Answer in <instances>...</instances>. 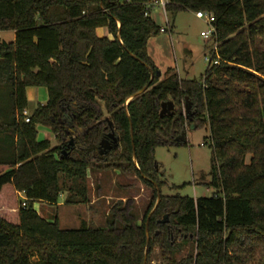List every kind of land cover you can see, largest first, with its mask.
Returning a JSON list of instances; mask_svg holds the SVG:
<instances>
[{"label":"trees","instance_id":"obj_1","mask_svg":"<svg viewBox=\"0 0 264 264\" xmlns=\"http://www.w3.org/2000/svg\"><path fill=\"white\" fill-rule=\"evenodd\" d=\"M152 1L0 0V32L15 35L0 39V264H144L147 230L146 264L156 250L160 264H264V0H170L171 14L215 17L219 63L201 81L157 77ZM32 87L49 99L26 123ZM167 102L174 114L161 117ZM38 126L61 145L39 141ZM190 129L210 133L203 181L214 194L163 196L155 150L187 146ZM111 132L118 147L100 155ZM110 170L151 190L142 220L133 199L115 203L100 228L63 230L35 210L64 193V205L86 203L88 172Z\"/></svg>","mask_w":264,"mask_h":264},{"label":"rangeland","instance_id":"obj_2","mask_svg":"<svg viewBox=\"0 0 264 264\" xmlns=\"http://www.w3.org/2000/svg\"><path fill=\"white\" fill-rule=\"evenodd\" d=\"M155 22L167 33H160L149 40L148 54L156 70L164 79L167 71L179 76L181 80L201 81L209 67L208 58L211 56L214 43L204 39L202 32L207 31L206 24L195 17L194 12L169 13L168 19L172 31L165 24L163 14L157 11ZM99 36L105 34L112 39L108 29H100ZM13 33L0 32V39L8 42ZM27 115L32 117L39 106L47 104L49 99L45 87H32L27 90ZM38 140H48L52 147L61 145L55 135L43 126L37 127ZM210 136L209 131L200 129L187 132L188 145L174 148H156L154 157L160 167V176L164 185L161 188L163 196H181L192 199L212 197L214 191L205 185L204 178L208 177L211 169L212 149L205 140ZM70 141L69 139L67 140ZM11 147V140H7ZM205 145V146H204ZM2 147V146H1ZM4 147V144H3ZM1 153V151H0ZM6 157V153H1ZM65 189L71 185L66 181ZM87 202L79 205L63 206L35 203V210L49 222L58 217L60 228L63 230H77L82 227H106L111 207L123 200L133 199L136 203V215L140 220L144 217L150 202L152 192L133 174H121L117 171H105L93 174L88 172ZM64 199L68 194L64 193ZM63 200V199H61ZM59 200V202L61 201ZM19 197V207H21ZM158 250L152 256V264H160Z\"/></svg>","mask_w":264,"mask_h":264},{"label":"built area","instance_id":"obj_3","mask_svg":"<svg viewBox=\"0 0 264 264\" xmlns=\"http://www.w3.org/2000/svg\"><path fill=\"white\" fill-rule=\"evenodd\" d=\"M169 6H170V0H154V1H152L146 5L145 16L147 18H151L155 22V19H154L155 13L157 11H161L163 14L165 24L168 28L171 29L170 30V32H171L172 27H171L170 21L168 19V16H169L168 7ZM194 14H195V17L198 20L203 21L208 28L207 31L201 33V36L204 39L214 43L213 49L211 51V56L208 58V62H209V64L217 65L219 63V57L217 56L218 43L216 42V28L214 26L215 17L213 14L208 13V12H203V11L194 12ZM161 33H167V29L161 28ZM213 56H216V59H214ZM23 114L25 116L26 123H29L30 118L27 115V111H25ZM19 197H21V201H22L21 207L26 208L27 200H26L24 194H19Z\"/></svg>","mask_w":264,"mask_h":264},{"label":"water","instance_id":"obj_4","mask_svg":"<svg viewBox=\"0 0 264 264\" xmlns=\"http://www.w3.org/2000/svg\"><path fill=\"white\" fill-rule=\"evenodd\" d=\"M121 34L119 33L118 35V39L120 40ZM149 70L151 71V68H149ZM152 72V71H151ZM156 75L158 78H161L162 74L160 72H156ZM152 79H153V74H152ZM149 89V86H146L139 94L137 95H141L143 93H145L147 90ZM133 99V98H132ZM130 99V100H132ZM129 100V101H130ZM174 103L173 102H167L162 104V110H161V117L164 116H168V115H173L174 114ZM110 127L112 128V124H110ZM132 135H133V130H132ZM109 139L111 140V142H109L108 140H104L101 143L100 146V155H105L108 151H111L113 149H116L118 147V140L115 137L114 132H111V134L109 135ZM70 146H74L73 140H70L69 142ZM65 153V152H64ZM135 158V157H134ZM135 163H136V158H135ZM159 190V197H158V201H157V205L156 208L152 211L151 215L154 213V211L157 209L158 205L160 204L161 201V194H160V189ZM151 215L149 216V219L151 217ZM168 218V216L165 217V219L162 221V223H165V220ZM148 246H149V232L147 230V249H146V254H145V261L144 264H146L147 262V256H148Z\"/></svg>","mask_w":264,"mask_h":264},{"label":"crops","instance_id":"obj_5","mask_svg":"<svg viewBox=\"0 0 264 264\" xmlns=\"http://www.w3.org/2000/svg\"><path fill=\"white\" fill-rule=\"evenodd\" d=\"M99 30H100V29H99ZM99 30H98V31H99ZM98 31H97V34L99 35ZM8 33H11V32H8ZM100 37H101V36H100ZM103 37H106V35L104 34ZM103 37H102V38H103ZM14 40H15V35H14V33H13V35L10 36L8 43L13 42ZM27 99H28V96H27ZM61 199H63V200H61ZM60 200H61V201L59 202L58 206H60V207L66 206V205H64V202H65L64 196H61V197H60ZM38 203H40V202H38Z\"/></svg>","mask_w":264,"mask_h":264},{"label":"flooded vegetation","instance_id":"obj_6","mask_svg":"<svg viewBox=\"0 0 264 264\" xmlns=\"http://www.w3.org/2000/svg\"><path fill=\"white\" fill-rule=\"evenodd\" d=\"M65 122H67V123H68V120H65Z\"/></svg>","mask_w":264,"mask_h":264}]
</instances>
